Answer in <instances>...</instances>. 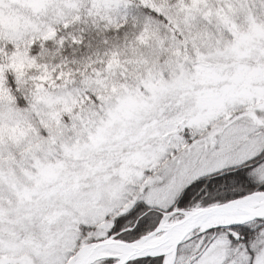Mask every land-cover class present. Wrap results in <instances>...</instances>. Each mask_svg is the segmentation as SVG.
Returning a JSON list of instances; mask_svg holds the SVG:
<instances>
[{
    "label": "snow or ice",
    "instance_id": "snow-or-ice-1",
    "mask_svg": "<svg viewBox=\"0 0 264 264\" xmlns=\"http://www.w3.org/2000/svg\"><path fill=\"white\" fill-rule=\"evenodd\" d=\"M0 264H264V0H0Z\"/></svg>",
    "mask_w": 264,
    "mask_h": 264
}]
</instances>
